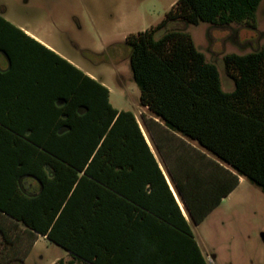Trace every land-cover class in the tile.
I'll list each match as a JSON object with an SVG mask.
<instances>
[{
	"label": "trees",
	"instance_id": "obj_1",
	"mask_svg": "<svg viewBox=\"0 0 264 264\" xmlns=\"http://www.w3.org/2000/svg\"><path fill=\"white\" fill-rule=\"evenodd\" d=\"M262 1L177 0L160 23L125 39L141 105L219 162L209 184L218 193L210 203L212 194L202 189L205 177L201 190L196 177H188L187 189L176 180L195 225L241 176L264 192V45L223 56L234 82L227 92L217 65L190 33L156 35L175 21L257 30ZM0 53L9 61L7 69L0 66V211L5 215L0 214L24 225L29 236H45L62 247L72 262L121 264V222L139 211L141 226H154L145 221L152 215L165 222L157 225L155 240H128L138 254L136 263L208 264L134 113L115 108L101 81L2 14ZM141 165L150 169L143 181L152 185L148 195L132 188L141 180L134 174ZM15 226L0 225V231L6 237ZM150 244L158 245L156 253L148 252Z\"/></svg>",
	"mask_w": 264,
	"mask_h": 264
},
{
	"label": "rangeland",
	"instance_id": "obj_2",
	"mask_svg": "<svg viewBox=\"0 0 264 264\" xmlns=\"http://www.w3.org/2000/svg\"><path fill=\"white\" fill-rule=\"evenodd\" d=\"M176 2L0 0V14L49 42L103 82L111 90L110 102L115 108L136 113L141 92L133 80L125 39L130 33L160 23ZM178 29L190 33L196 46L217 65L223 89L233 90L234 83L225 73L223 56L231 52L248 53L264 45V0L258 11L257 30L238 24L220 27L206 22L194 25L175 21L156 36ZM17 226L23 239L18 253L24 252V264H81L72 262L65 249L44 236H29L21 224ZM193 230L206 258L212 259L210 264H264V192L244 178ZM2 243L0 239V264H15L9 260L15 250Z\"/></svg>",
	"mask_w": 264,
	"mask_h": 264
},
{
	"label": "crops",
	"instance_id": "obj_3",
	"mask_svg": "<svg viewBox=\"0 0 264 264\" xmlns=\"http://www.w3.org/2000/svg\"><path fill=\"white\" fill-rule=\"evenodd\" d=\"M17 27L23 30L27 35L31 36L32 38L40 42L48 49L52 50L62 58L66 59L71 64L80 68L77 63H75L72 59L66 57L49 42L45 41L44 39L40 38L39 36H37L36 34L32 33L30 30L24 27H20V26ZM8 65H9V61L7 57L4 54L0 53L1 68L7 69ZM81 70L84 71L83 69ZM84 72L90 77L95 78L91 73L87 71ZM110 94H111V90H110ZM134 115L139 123V126L150 148V151L153 154L162 174L164 175L165 180L167 181L169 190L171 191L176 202L178 203L186 221L191 226L194 234V238L197 241L204 258L206 259L208 264H210L212 259L209 260L208 258H206L193 230V227L199 226V224L198 225L193 224L192 218L179 192V188L176 183V180H179L182 187L184 189H187L185 182L188 179V177L191 176L192 179L193 177H196L198 182H200L198 189L201 190V179L205 177L206 182L205 184L203 183L204 186L202 189L204 191H208L209 195L212 194L207 198L208 203H210L215 199L218 193L215 191L216 190L215 188L213 187L209 188L210 186H212L209 185L210 181L213 182L216 179V175H218L219 173V170H216V168L213 166L214 162L215 161L218 162V160L215 159L212 155H210L207 151H205L196 141L189 140L184 136H182L181 134L169 129L161 119L157 118L148 109V107L141 105V103L139 110H137V112L134 113ZM146 172H150V169H148L147 171L146 167L142 165L141 167H137L136 169H134L135 177H139L141 180L136 182V184H133L132 188H134V190L138 192L139 195L141 192H146L147 195L152 192V185L150 183L145 184L143 182L145 181L144 178L146 176ZM243 179L244 177L241 176L240 183ZM161 189L165 192V198H167V194H168L167 190L165 189V187ZM211 191L213 192L211 193ZM231 193L223 197L221 203L217 207H215L211 212H213L216 208H218L222 204L223 200L227 198ZM149 201L152 202V200ZM135 205L140 209L142 208L137 203H135ZM211 212L207 215V217L211 214ZM142 218L143 217L139 211H134V214L130 220L129 217H126V215H124V219L121 222V228L119 232V236L121 240H123V246L121 251L119 252V259L121 264H138V262L136 263V261H138V257H137L138 254H136L134 248H130V243L128 240L135 241L139 238V236L147 240H155L160 236L159 234L160 232L156 230V227H158L157 225H160L159 224L160 222H165V220L161 218H156L153 215L151 217L148 216L145 218V221H148V223H151L154 226L145 227V226H141V223L143 221ZM157 250H158L157 244H153V245L150 244V247L148 248L149 253H156ZM81 264H85V263H81ZM87 264H91V263H87Z\"/></svg>",
	"mask_w": 264,
	"mask_h": 264
},
{
	"label": "flooded vegetation",
	"instance_id": "obj_4",
	"mask_svg": "<svg viewBox=\"0 0 264 264\" xmlns=\"http://www.w3.org/2000/svg\"><path fill=\"white\" fill-rule=\"evenodd\" d=\"M0 213L5 215V213H3L1 211H0ZM1 214H0V225H3V227L6 226L5 228H9L11 226H12L11 228H13L15 226V224L11 220H9L8 218H6L4 215H1ZM22 227H23V229H24V231L26 233L27 230H26L25 226L22 225ZM18 228H19V226H17V228H16L17 230L15 229L16 230L15 233H14V230H13L6 237H4L2 232L0 231V235H1L0 239L3 241L2 245L4 247H6L8 245L9 250L10 249H14L15 250V252H14L15 255L9 259L10 261H12L11 263L14 262L15 264H24V262H25L24 261V257H23L24 256V252H23L22 255H19V253H18L19 245L23 241V239L20 238L19 233L17 232ZM13 233H14V236L12 235Z\"/></svg>",
	"mask_w": 264,
	"mask_h": 264
},
{
	"label": "water",
	"instance_id": "obj_5",
	"mask_svg": "<svg viewBox=\"0 0 264 264\" xmlns=\"http://www.w3.org/2000/svg\"><path fill=\"white\" fill-rule=\"evenodd\" d=\"M263 238H264V234H262Z\"/></svg>",
	"mask_w": 264,
	"mask_h": 264
}]
</instances>
